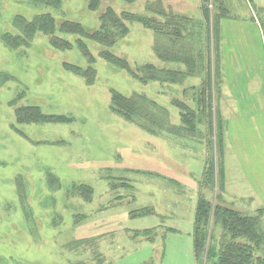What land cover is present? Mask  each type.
<instances>
[{
  "label": "rangeland",
  "instance_id": "1",
  "mask_svg": "<svg viewBox=\"0 0 264 264\" xmlns=\"http://www.w3.org/2000/svg\"><path fill=\"white\" fill-rule=\"evenodd\" d=\"M88 1L61 0L60 11H52L21 0H0V264H206L207 248L218 249L221 229L209 219L204 249L196 260L192 229L199 191L212 204L248 217L260 215L258 232L263 240L253 249L252 260L264 264V184L240 190L245 192L241 196H227L225 180L216 169L203 181L204 162L207 168L212 164L216 144L207 116L194 132L179 129V112L170 101L188 104L197 89L190 96L180 86L144 85L100 57L106 50L134 72L145 65L159 69L164 64L153 52L156 36L151 30L126 23L127 36L107 49L83 40L95 60L92 84L64 68L89 66L75 36L56 33L69 42V50L54 49L42 34H35L26 48L4 47L3 34L17 35L16 16L31 21L48 13L57 24L65 20L97 30V16L107 7L117 15H145L146 3L158 0H101L96 12L88 11ZM160 1L192 19L188 41L203 62L195 72L205 78L203 50L209 48L216 79L212 97L219 100L225 81L217 71V47L224 61L231 51L259 50L264 0H208L202 7L205 14L199 0ZM223 13L228 20L221 23ZM112 91L152 101L166 111L167 127L153 135L113 113ZM29 106L71 121L18 123L17 110ZM231 107L224 102L212 105L214 134L217 146L221 139L223 155L224 117ZM229 155L232 179L239 180L241 169ZM145 208L150 212L131 214ZM166 228L172 231L165 233ZM145 230L149 233L136 235Z\"/></svg>",
  "mask_w": 264,
  "mask_h": 264
},
{
  "label": "trees",
  "instance_id": "2",
  "mask_svg": "<svg viewBox=\"0 0 264 264\" xmlns=\"http://www.w3.org/2000/svg\"><path fill=\"white\" fill-rule=\"evenodd\" d=\"M28 3L29 6L35 8H49L52 11H60L61 0H21ZM101 0H89L88 11L96 12ZM133 3L134 0H125ZM208 0H200V11L205 14L203 6L207 5ZM222 10L221 7H219ZM219 14V13H218ZM217 14V15H218ZM207 15V14H206ZM99 28L97 30H89L81 24L71 21H62L57 24L51 14H39L31 21L26 20L21 16H16L13 20V26L16 28L17 35L9 33L1 36V41L8 50H17L21 47H28L34 38L35 34H42L48 38L51 47L57 50H69L71 45L56 36V33H63L75 36L77 39V48L81 55L87 60L89 66L86 69H81L75 66L64 65V68L69 69L76 75L83 78L87 84H92L95 79V69L92 67L95 60L90 54L85 41L97 44L105 49L113 47L119 40L123 39L128 34L126 23H139L146 29L151 30L156 41L153 46L155 56L164 63L181 66L180 70L156 69L151 65H145L132 71L128 63L104 50L100 52V57L112 66H115L123 71L128 72L132 78L142 84L158 82L167 85H176L189 76H194L196 68L202 64V57L199 53L193 51V47L188 41V25L192 19L176 15L170 8L162 5L161 1L148 2L145 5V15H134L123 12L117 15L110 7L105 8L103 12L98 14ZM207 18V17H206ZM219 16L220 22L225 19ZM263 45H264V29H262ZM85 40V41H83ZM218 47L217 50L218 51ZM205 50V51H204ZM203 54L206 64L205 78L202 80L201 87L192 95V104L187 105L184 102L174 100L173 106L177 108L180 117V131H195L196 126L200 124L202 116H207V122L210 124L212 137L215 135L216 144L213 150L212 164L205 169L204 180L207 177H212L213 172L219 173L220 180L223 178L222 166V144L217 146L218 138L216 132L214 134L213 123L214 115L212 112V96L216 86L214 67L210 65V50L204 49ZM194 105V106H192ZM110 110L122 117L128 122L138 124V126L150 134H157L158 130L167 127V113L164 109L157 106L152 101L143 96L133 95L125 97L122 94L112 91ZM18 123H45V122H70L71 120L63 116H48L44 115L38 107L29 106L18 109L16 112ZM164 119V120H163ZM216 124V123H215ZM219 123H217L218 125ZM216 127L219 138H222V133ZM215 130V131H216ZM219 155V157H218ZM219 170V171H218ZM222 188V187H221ZM217 201V198L215 199ZM259 214L257 217H248L238 213L237 211L212 204L210 201L201 197L198 201L193 231V247L194 256L197 257L204 249L206 238V228L209 219H213L215 224L221 229V236L218 243V249L209 247L205 254L206 264H253V249H258L262 244V235L258 232Z\"/></svg>",
  "mask_w": 264,
  "mask_h": 264
},
{
  "label": "crops",
  "instance_id": "3",
  "mask_svg": "<svg viewBox=\"0 0 264 264\" xmlns=\"http://www.w3.org/2000/svg\"><path fill=\"white\" fill-rule=\"evenodd\" d=\"M167 8L171 9V7H168V5ZM199 9H201L200 0ZM172 12L176 15L187 17L186 15L176 13L173 10ZM227 20L228 19H222L221 23ZM220 35L221 33L219 32V42ZM259 36L261 37L262 42L261 46L259 45V50H253L248 53L240 51H231L229 52V55L226 54L228 60L224 61L222 59V54H220L219 46V54L217 55V57L214 56V58H216L218 61L217 71L221 75H223V81H225V86H223V88L225 89V95L223 93L224 89L222 88V84H220L219 87L222 88L220 90V102L218 99H216V97H212L211 104L213 106H217L219 103L222 104L224 102L227 104H232L233 106L231 107L229 115L224 117V136L226 139V143L224 146L223 155V179L225 180V190L227 192V196H241L244 195L245 192L243 193L240 190L249 189V187H256L257 185L264 184V45L262 29L260 27ZM211 59L213 58L211 57ZM159 61L162 62L161 60ZM162 63L164 65L158 66L159 69L164 68L167 70H184V68L181 66H175L164 62ZM228 73H232L233 76H227ZM233 77L237 82L231 81L232 79H234ZM202 80V76L199 77L197 75H194L186 77L180 84L169 86L183 87L182 93L184 95L188 94L191 96L192 90H196L201 87ZM160 84L161 83H158V87H160ZM233 88L239 90V94L234 93L232 91ZM173 102L174 100L170 101L172 106ZM191 104L192 100L190 98L189 103L187 105ZM244 105L247 106L246 109L243 107ZM231 153L235 157L237 167H240L241 169L239 180L232 179V175L235 174L230 168V160L228 159L230 156L229 154ZM205 169L206 163L204 162V166L202 169V180H204ZM123 183L125 182H122L120 184ZM238 184H240V187L236 188ZM201 192L202 191L198 192V198L194 208L192 235L194 231L196 207L199 199L202 197L200 196ZM149 210L150 209L145 208L137 212H132L131 214H147L150 212ZM170 230L171 229L166 228L165 231H163L167 233ZM148 233L149 230H145L144 232L138 233L136 235L144 236ZM148 240L152 242V239Z\"/></svg>",
  "mask_w": 264,
  "mask_h": 264
}]
</instances>
